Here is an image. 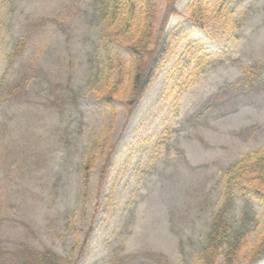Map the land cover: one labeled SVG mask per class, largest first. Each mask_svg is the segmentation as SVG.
<instances>
[{
    "label": "rangeland",
    "instance_id": "obj_1",
    "mask_svg": "<svg viewBox=\"0 0 264 264\" xmlns=\"http://www.w3.org/2000/svg\"><path fill=\"white\" fill-rule=\"evenodd\" d=\"M188 3L178 2L181 14L188 15ZM229 3L235 10L229 22L208 23L210 62L183 92L178 109L159 100L164 69L128 116L125 94L111 103L102 98L105 24L93 0L6 1L0 80L25 75L27 81L24 95L13 90L0 103V264H23V251L45 247L75 259L90 226L94 235L79 264H109L115 252L127 256V264H202L223 198V169L264 146V0ZM164 11L160 0V19ZM242 13L237 28L233 17ZM22 37V56L9 65L8 54ZM127 39L116 44L125 55ZM254 64L263 73L251 89L227 87ZM207 99L214 106L205 108ZM106 142L115 151L98 191ZM91 153L96 160L86 190L82 165ZM241 207L239 199L233 220ZM257 209L261 224L245 254L264 232L263 210Z\"/></svg>",
    "mask_w": 264,
    "mask_h": 264
},
{
    "label": "trees",
    "instance_id": "obj_2",
    "mask_svg": "<svg viewBox=\"0 0 264 264\" xmlns=\"http://www.w3.org/2000/svg\"><path fill=\"white\" fill-rule=\"evenodd\" d=\"M6 1L0 0V12ZM159 1L93 0L95 13L105 24L100 35L107 50L106 83L101 92L102 98L111 103L125 94L128 116L137 110L150 86L164 69H167L166 78L159 100L177 110L183 92L198 81L210 62L211 54L207 50V41L211 40L208 23L211 20L221 24L229 22L235 11L230 0H189L188 15H183L178 9L180 0H162L165 11L160 19ZM173 16H179L180 19L173 23ZM245 17V13L233 17L232 23L240 28ZM196 32H202V37H193ZM124 37H128L123 46L127 56L121 47L116 46L119 39ZM184 41L186 45L180 56H177L176 50ZM25 43L24 37L16 42L8 54L9 65L22 56ZM102 73L103 70L99 68L97 75ZM261 73L263 68L260 65H247L241 76L227 87L249 90L258 82ZM26 81L25 75H18L11 81L7 80V76L3 77L0 80V103L6 102V96H12L13 90L24 95ZM211 104V99H207L205 108ZM113 115H116L115 110ZM166 129L172 130L171 127ZM161 139L164 137L161 136ZM101 146L108 152L100 168L98 191L106 182L115 151V144L110 142ZM95 160L96 153H91L82 165L86 190L90 189ZM219 184L223 198L212 215L200 256L202 264H240L243 258L245 264H264V232L257 244L245 254L250 246L249 235L261 224L257 207H261L264 214V146L247 152L225 167ZM239 199L242 202L241 216L233 220L232 212ZM93 235L94 230L90 226L75 259L62 257L48 247L23 251L21 259L23 264H79ZM2 255L0 252V257ZM110 259L109 264H127L128 261L127 256L117 252Z\"/></svg>",
    "mask_w": 264,
    "mask_h": 264
}]
</instances>
